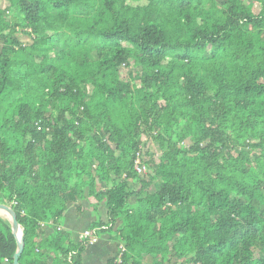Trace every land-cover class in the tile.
Returning <instances> with one entry per match:
<instances>
[{
  "label": "trees",
  "instance_id": "16d2710c",
  "mask_svg": "<svg viewBox=\"0 0 264 264\" xmlns=\"http://www.w3.org/2000/svg\"><path fill=\"white\" fill-rule=\"evenodd\" d=\"M89 197L124 248L107 264H264V0H0L20 264H81L65 214ZM16 253L0 215V264Z\"/></svg>",
  "mask_w": 264,
  "mask_h": 264
},
{
  "label": "crops",
  "instance_id": "0c3cea01",
  "mask_svg": "<svg viewBox=\"0 0 264 264\" xmlns=\"http://www.w3.org/2000/svg\"><path fill=\"white\" fill-rule=\"evenodd\" d=\"M78 206L80 210L77 209V205L70 206L65 214V227L71 230L75 242L84 231L90 230L94 224L98 223L100 218H108L105 204L102 203V208L105 210L103 215L101 211H98L101 204L96 203L93 197H89L87 201L81 202ZM120 247V242L113 240L110 234H105L99 243L85 248L81 264H107L116 258Z\"/></svg>",
  "mask_w": 264,
  "mask_h": 264
},
{
  "label": "water",
  "instance_id": "95a60500",
  "mask_svg": "<svg viewBox=\"0 0 264 264\" xmlns=\"http://www.w3.org/2000/svg\"><path fill=\"white\" fill-rule=\"evenodd\" d=\"M0 212H2L3 216H6V218L12 224L13 234L17 241V253L14 256L13 264H20V258L24 252L25 242H24L23 230L19 224L17 214L13 210L12 206H8L5 204H0Z\"/></svg>",
  "mask_w": 264,
  "mask_h": 264
},
{
  "label": "built area",
  "instance_id": "2783aa9c",
  "mask_svg": "<svg viewBox=\"0 0 264 264\" xmlns=\"http://www.w3.org/2000/svg\"><path fill=\"white\" fill-rule=\"evenodd\" d=\"M134 169H135V172L139 175L143 176L147 174L148 168L145 165L143 152H141L140 154H137V157L135 159ZM99 231H100L99 228H93L91 230H86L81 234L79 241L81 242L83 240H87L85 244L86 247L99 243L101 240L100 235H98ZM121 248H122V251H124V248L123 247Z\"/></svg>",
  "mask_w": 264,
  "mask_h": 264
},
{
  "label": "rangeland",
  "instance_id": "374dc122",
  "mask_svg": "<svg viewBox=\"0 0 264 264\" xmlns=\"http://www.w3.org/2000/svg\"><path fill=\"white\" fill-rule=\"evenodd\" d=\"M244 1H245L246 5H248L249 2H250V0H244ZM253 13L254 14H258L259 13V5L258 4H254V6H253ZM26 40L28 42H30V40L28 38H26ZM144 141H145V139H144ZM150 152L160 153L159 149L157 147L152 146V145L150 146ZM160 184H161V181L157 182L156 183V187L158 188L160 186ZM98 211H101L103 213V215H104L105 210L102 208V204H101V207L98 208ZM98 211H96V213H99ZM0 215L2 217H6V216H3V214H0ZM110 236H111V238L113 240L119 241V238H118V236L116 234L111 233Z\"/></svg>",
  "mask_w": 264,
  "mask_h": 264
},
{
  "label": "clouds",
  "instance_id": "9594fccd",
  "mask_svg": "<svg viewBox=\"0 0 264 264\" xmlns=\"http://www.w3.org/2000/svg\"><path fill=\"white\" fill-rule=\"evenodd\" d=\"M101 239H102V238H101ZM77 242H80V241H79V239H78V241H77ZM121 247H123V246L121 245ZM121 247H120V249L122 250V248H121ZM69 258H71V256H69Z\"/></svg>",
  "mask_w": 264,
  "mask_h": 264
},
{
  "label": "bare ground",
  "instance_id": "6f19581e",
  "mask_svg": "<svg viewBox=\"0 0 264 264\" xmlns=\"http://www.w3.org/2000/svg\"><path fill=\"white\" fill-rule=\"evenodd\" d=\"M0 214H3L2 212H0Z\"/></svg>",
  "mask_w": 264,
  "mask_h": 264
}]
</instances>
